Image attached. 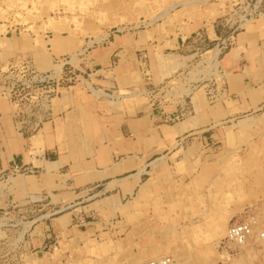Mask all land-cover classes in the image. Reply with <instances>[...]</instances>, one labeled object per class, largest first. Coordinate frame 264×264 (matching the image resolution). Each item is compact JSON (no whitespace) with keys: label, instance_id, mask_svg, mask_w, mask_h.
Returning <instances> with one entry per match:
<instances>
[{"label":"rangeland","instance_id":"1","mask_svg":"<svg viewBox=\"0 0 264 264\" xmlns=\"http://www.w3.org/2000/svg\"><path fill=\"white\" fill-rule=\"evenodd\" d=\"M107 46L117 88L98 92L101 101L112 95L128 113L165 107L176 114L167 121L194 130L124 201L108 243L87 241L107 217L69 223L83 198L57 187L61 175L16 168L0 176V264H132L148 253L174 264H264V110L245 113L222 92L223 80L264 68V0H0L3 125L30 131L63 92L86 94L94 53ZM238 220L256 228L242 247L227 240Z\"/></svg>","mask_w":264,"mask_h":264},{"label":"crops","instance_id":"2","mask_svg":"<svg viewBox=\"0 0 264 264\" xmlns=\"http://www.w3.org/2000/svg\"><path fill=\"white\" fill-rule=\"evenodd\" d=\"M95 55L98 70L89 75L90 82L85 88L88 92L82 94L74 88L72 95L70 90L63 92L59 105L53 106L40 124L31 125L30 131L14 132L13 126L5 127L2 123L5 112L1 111L0 176L16 168L61 175L55 180L57 187L76 191V196L83 198L82 211L66 214L69 223L76 224L79 216L97 221L101 216L107 217L94 224V238L87 241L108 243L106 235L116 230L115 219L120 208L127 207L124 201L146 189L150 182L147 178L164 166V158L159 157L168 154L177 141L194 129L186 127L184 122L167 121L176 114L165 107L143 109L144 112L133 109L128 113L120 111L112 95L107 102L101 101L98 92H113L109 88H117L107 75H113L118 64L113 63L109 46L96 51ZM100 56L103 63H98ZM255 68L254 78L239 73L236 83L231 84L228 79L222 81V92L227 93L228 101L231 95H236L239 99L236 106L247 110L245 113L264 110V68ZM214 84L208 82L205 86ZM247 95H251L250 100ZM228 101L224 98L218 105L229 118L232 114ZM206 103L203 102L202 109L208 115L215 108V102L207 98ZM193 110L191 98L190 111L193 113ZM210 121L212 119L206 121L202 132L212 128ZM28 132L30 136H24ZM148 258L149 253L139 256L132 264H146L150 261ZM176 264L193 263L178 261Z\"/></svg>","mask_w":264,"mask_h":264},{"label":"built area","instance_id":"3","mask_svg":"<svg viewBox=\"0 0 264 264\" xmlns=\"http://www.w3.org/2000/svg\"><path fill=\"white\" fill-rule=\"evenodd\" d=\"M253 224L249 220H238L230 223L227 229V240L235 245H245L248 243L253 235ZM264 238V232H262ZM146 264H174L171 257L155 259L148 261Z\"/></svg>","mask_w":264,"mask_h":264},{"label":"bare ground","instance_id":"4","mask_svg":"<svg viewBox=\"0 0 264 264\" xmlns=\"http://www.w3.org/2000/svg\"><path fill=\"white\" fill-rule=\"evenodd\" d=\"M197 3H198V2H197ZM103 96H104V95H103ZM54 163H55V162H54ZM54 166H55V165H54ZM19 182H20V181H19ZM260 217H261V216H260ZM249 220H251V219H249ZM254 220H255V219H254ZM254 220H253V221H254ZM255 221H256V220H255ZM221 226H222V225H221ZM226 226H227V225H226ZM222 229H223V228H222ZM254 229H256V228H254ZM252 237H253V236H252ZM257 237H258V236H257ZM259 238L261 239V241L264 240V238L262 237V232L259 233ZM256 239H257V238H256ZM255 241H256V240H255ZM260 243H261V242H260ZM246 244H247V243H246ZM246 244H245V245H246ZM238 246H241V245H238ZM242 246H243V245H242ZM242 246H241V247H242ZM262 246H264V245H262ZM259 251H260V250H259ZM261 251H262V250H261ZM245 252H246V251H245ZM246 254H247V253H246ZM249 254H250V253H249ZM250 255H251V254H250ZM252 255H253V253H252ZM255 255H256V254H255ZM242 257H243V256H242ZM239 259H240V258H239ZM234 260H235V259H234ZM231 261H232V260H231ZM232 262H235V261H232ZM242 264H243V263H242Z\"/></svg>","mask_w":264,"mask_h":264}]
</instances>
